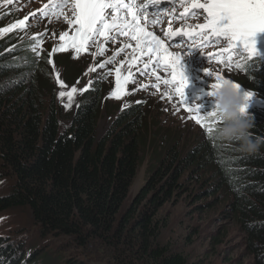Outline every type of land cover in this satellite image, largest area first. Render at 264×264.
Instances as JSON below:
<instances>
[{"label": "trees", "instance_id": "obj_1", "mask_svg": "<svg viewBox=\"0 0 264 264\" xmlns=\"http://www.w3.org/2000/svg\"><path fill=\"white\" fill-rule=\"evenodd\" d=\"M44 38L21 28L0 40V166L14 181L0 195V213L27 208L42 238L99 248L106 264H193L161 245L163 226L156 220L192 182L199 185L197 200L215 198L227 207L252 264H264V146L241 153L235 144H220L214 129L183 148L176 133L167 135L150 99L131 94L97 137L106 107L103 78L81 94L61 130L51 65L59 59L72 84L82 70H70L68 57L45 48ZM239 62L235 81L264 101V62L243 56ZM246 113L254 118L253 133L264 140V109ZM145 161L146 181L120 214ZM19 255L0 240V264H21ZM58 264L83 263L65 258Z\"/></svg>", "mask_w": 264, "mask_h": 264}, {"label": "rangeland", "instance_id": "obj_2", "mask_svg": "<svg viewBox=\"0 0 264 264\" xmlns=\"http://www.w3.org/2000/svg\"><path fill=\"white\" fill-rule=\"evenodd\" d=\"M124 2L135 8L133 11L139 14L140 25L146 31H149L150 21L147 20L149 18H143L144 14L156 16L155 19L152 18L154 22H151L155 29L152 33L158 35L168 51L179 58L184 72L186 87L182 97L176 92L178 83L171 85L163 83L164 80L172 79L171 71H165L161 67L152 74L155 57L152 63H149L146 56L141 57L138 52H134L136 41L129 36L120 35L116 29H113L107 38L94 35L89 45L80 52L65 47L59 37L65 33L74 34L78 27L74 23L73 0H0V23L4 21L0 24V40L15 29L28 28L32 36L45 37V48L48 47L52 53L67 56L70 70L73 68L82 70L81 78L72 84L66 78V68L57 64L60 62L59 59L51 65L61 130L67 128L68 118L74 112L81 94L97 78H103L106 107L104 106L100 112L97 137L103 135L117 111L124 107L127 96L131 94L136 95V99L149 98L161 123L165 125L164 130L167 135L176 133L177 137L183 140V148L189 147L195 140H200L202 134L208 132L206 127L198 124L194 117L208 116L216 112V100L209 94L212 92V85L217 81L216 77L220 76L222 79H229L239 84L235 78L241 77L236 67V64L240 63L241 56L264 62V31L258 32L254 37L256 54L249 56L242 49L236 51L230 67L228 63H221L216 58L217 53L227 47V41L223 39L219 45L202 47V42H192L188 37H184V42H181V37L169 39L167 36L169 27L171 31H181L178 27L180 23H183L182 30L188 31H196L198 29L195 25L205 23L206 13L203 9L191 10L196 13L195 18L187 21L178 19L179 14L186 7H190L188 5L190 0L181 1L179 4L174 0H158V2L157 0H124ZM142 2L144 4L140 7ZM135 4L138 6L136 7ZM106 11L111 13L113 10ZM174 12V16L171 17ZM122 14L130 20L126 10ZM110 21L111 17H109ZM134 57L137 58L136 64L130 67ZM145 64H149L147 69L149 75L141 74ZM117 69L123 76L131 73L126 94L119 99L112 96L116 86ZM157 76L160 77V81L156 80ZM156 83H159V87H153ZM238 88L240 95L247 100L246 112L252 108L264 109L263 100L258 99L240 84ZM72 89H75V92L72 94L69 106L67 94L72 92ZM61 93L65 95L61 97ZM218 124L212 125L213 130ZM146 168L147 161L137 169L120 214L130 206L144 185ZM13 182L0 166V195L7 194ZM185 187L186 189L173 197L156 217L163 226L158 238L161 245H167L171 251L183 254L193 264H252L253 260L245 247L244 237L228 217L227 207L217 203L215 198L197 200L195 196L199 188L197 184L188 182ZM0 240L7 246H14L17 251L19 250L21 264H35L34 259L36 264H58L65 258H73L83 264L108 262L105 252L99 248L82 250L75 248L68 239L62 237L42 238L27 208L0 213Z\"/></svg>", "mask_w": 264, "mask_h": 264}, {"label": "snow or ice", "instance_id": "obj_3", "mask_svg": "<svg viewBox=\"0 0 264 264\" xmlns=\"http://www.w3.org/2000/svg\"><path fill=\"white\" fill-rule=\"evenodd\" d=\"M190 5L191 9H203L206 13L205 23L196 25L195 28L198 29L196 31L169 30L167 33L169 39L181 37V42H184L183 38L188 37L192 42H202V47L219 45L223 39L227 41V47L221 49L216 58L221 63H228L230 67L236 51L242 49L249 56L256 54L254 37L258 32L264 31V0H203V2L190 0ZM73 8L74 23L78 27L74 34L65 33L59 37L65 47H71L80 52L89 45V41L94 35L107 38L109 33L116 29L120 35L129 36L136 41L134 52H138L141 57L146 56L149 63H152L153 57H155L152 74L161 67L165 71L170 70L172 79L164 80L163 83L165 85L178 83L176 92L181 97L184 95L186 80L179 58L168 51L158 35L146 31L140 25L139 14L133 11L131 4L125 3L124 0H73ZM107 9L113 11L108 13ZM124 10L127 11L131 20L123 16ZM109 17H111L110 22ZM195 17L196 13L186 7L178 19L187 21ZM136 61L137 58L134 57L130 67L136 64ZM141 62L143 61L141 60ZM148 67L149 64L144 65V69L141 70L142 75H149ZM236 67H240V64H236ZM130 79L131 73L123 76L119 69L116 70V86L112 92L114 98L119 99L126 94V86ZM216 79L222 78L217 76ZM156 80L160 81V77L157 76ZM153 87H159V83L154 84ZM212 87H217V85L213 84ZM236 87L238 88L239 84H236ZM74 92L75 89H72V92L67 94L69 106ZM209 94L212 95V92ZM60 95L63 97L65 94L61 93ZM188 111H192V109H188ZM210 117L215 119L209 122ZM194 119L198 124L205 126L209 133L213 131V124L220 123L216 112L208 116L196 115Z\"/></svg>", "mask_w": 264, "mask_h": 264}, {"label": "clouds", "instance_id": "obj_4", "mask_svg": "<svg viewBox=\"0 0 264 264\" xmlns=\"http://www.w3.org/2000/svg\"><path fill=\"white\" fill-rule=\"evenodd\" d=\"M212 96L216 100L217 117L220 123L213 133L222 145L235 144L241 153L253 154L264 146V140L253 133L254 118L245 111L247 100L240 95L236 83L229 79L217 80Z\"/></svg>", "mask_w": 264, "mask_h": 264}, {"label": "bare ground", "instance_id": "obj_5", "mask_svg": "<svg viewBox=\"0 0 264 264\" xmlns=\"http://www.w3.org/2000/svg\"><path fill=\"white\" fill-rule=\"evenodd\" d=\"M163 1V0H162ZM165 1V0H164ZM144 3L142 2L141 3V5H140V7H142V5H143ZM135 6L137 7L138 6V4H135ZM133 9H135L134 7H132ZM158 14V13H157ZM156 14V15H157ZM174 14H175V12L174 13H172L170 16L172 17V16H174ZM181 15V14H180ZM150 16V17H149ZM143 18H145V19H147V18H149V19H147L148 21H150V28H149V31L150 32H155V29L153 28V26L151 25V22L153 21V19H155L156 18V16H151V14H149V13H146V14H144V17ZM153 18V19H152ZM130 20H131V17H130ZM182 25H183V23L181 24L180 23V25L178 26V27H180L181 28V30H182ZM177 27V28H178ZM171 29V27H169V29L168 30H170ZM167 30V31H168ZM172 41V40H171Z\"/></svg>", "mask_w": 264, "mask_h": 264}]
</instances>
